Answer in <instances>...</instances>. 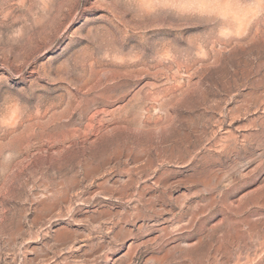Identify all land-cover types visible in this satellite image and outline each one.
I'll list each match as a JSON object with an SVG mask.
<instances>
[{
	"label": "rangeland",
	"instance_id": "rangeland-1",
	"mask_svg": "<svg viewBox=\"0 0 264 264\" xmlns=\"http://www.w3.org/2000/svg\"><path fill=\"white\" fill-rule=\"evenodd\" d=\"M0 264H264V0H0Z\"/></svg>",
	"mask_w": 264,
	"mask_h": 264
},
{
	"label": "snow or ice",
	"instance_id": "snow-or-ice-1",
	"mask_svg": "<svg viewBox=\"0 0 264 264\" xmlns=\"http://www.w3.org/2000/svg\"><path fill=\"white\" fill-rule=\"evenodd\" d=\"M165 7L175 8V7H177V5L176 4H171V5H165Z\"/></svg>",
	"mask_w": 264,
	"mask_h": 264
}]
</instances>
